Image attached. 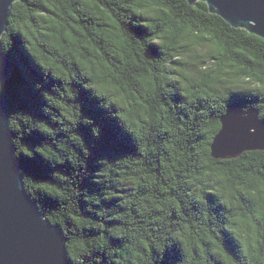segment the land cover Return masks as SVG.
<instances>
[{
  "label": "trees",
  "instance_id": "obj_1",
  "mask_svg": "<svg viewBox=\"0 0 264 264\" xmlns=\"http://www.w3.org/2000/svg\"><path fill=\"white\" fill-rule=\"evenodd\" d=\"M0 94L24 187L75 264H264V152L215 159L230 109L264 123V39L187 0H22Z\"/></svg>",
  "mask_w": 264,
  "mask_h": 264
},
{
  "label": "water",
  "instance_id": "obj_2",
  "mask_svg": "<svg viewBox=\"0 0 264 264\" xmlns=\"http://www.w3.org/2000/svg\"><path fill=\"white\" fill-rule=\"evenodd\" d=\"M22 0H0V84L7 83L15 65L3 50L13 5ZM206 3L234 28L264 39V0H187ZM7 104L0 94V264H75L66 237L46 219L24 187L9 126ZM211 145L212 156L236 160L244 153L264 152V123L256 109L228 110Z\"/></svg>",
  "mask_w": 264,
  "mask_h": 264
}]
</instances>
